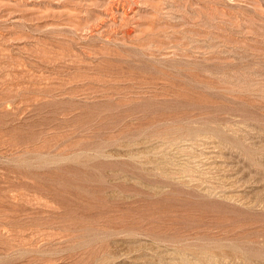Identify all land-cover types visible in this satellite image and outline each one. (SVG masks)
<instances>
[{"label": "rangeland", "instance_id": "1", "mask_svg": "<svg viewBox=\"0 0 264 264\" xmlns=\"http://www.w3.org/2000/svg\"><path fill=\"white\" fill-rule=\"evenodd\" d=\"M0 264H264V0H0Z\"/></svg>", "mask_w": 264, "mask_h": 264}]
</instances>
